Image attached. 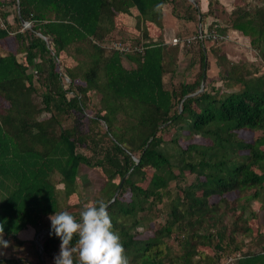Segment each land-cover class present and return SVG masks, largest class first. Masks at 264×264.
<instances>
[{
	"label": "trees",
	"instance_id": "16d2710c",
	"mask_svg": "<svg viewBox=\"0 0 264 264\" xmlns=\"http://www.w3.org/2000/svg\"><path fill=\"white\" fill-rule=\"evenodd\" d=\"M12 2L11 11L0 0V42H16L0 54V224L3 240L17 246L25 245L21 231L33 236L27 260L0 264H54L61 241L50 234L49 216L69 210L80 164L104 178L90 202L107 205L129 264H264V245L251 251L242 239L253 230L250 202L264 208V74L246 79L229 68L227 77L243 85L237 91L202 83L207 51L228 28L264 58V5L234 0L227 9L208 0L202 11L200 0ZM131 8L140 31L123 26ZM163 8L192 23L191 35L214 30L218 38L186 43L179 33L177 43L166 42L151 31L162 27ZM64 52L76 58V71L65 63L66 73L59 71ZM179 52L190 59L183 73L195 70L191 77H176ZM90 90L100 94V109L85 115ZM76 113L87 122L78 115L70 123ZM241 130L261 135L246 141ZM86 203L69 212L79 220ZM229 213L236 216L230 225Z\"/></svg>",
	"mask_w": 264,
	"mask_h": 264
},
{
	"label": "rangeland",
	"instance_id": "374dc122",
	"mask_svg": "<svg viewBox=\"0 0 264 264\" xmlns=\"http://www.w3.org/2000/svg\"><path fill=\"white\" fill-rule=\"evenodd\" d=\"M9 4L7 5V8L11 11L13 10V2L12 0H8ZM259 2L264 5V0H258ZM224 2H230L231 4L228 6V9H230L232 6V2L236 4L237 2H234V0H224ZM215 5V3H214ZM226 5V4H225ZM167 14H169L166 11ZM135 15H138L136 9L131 8L130 11L127 13V17L125 18V21L123 22V26H125L127 23L131 22V25H128V28L130 30L134 31H140L139 27L137 29V26L139 25V22L136 21ZM170 15V14H169ZM11 16V15H10ZM131 17V18H130ZM152 33L156 32V28L151 30ZM248 39V38H247ZM246 39V40H247ZM249 40V39H248ZM224 40H221L219 43H217V48L215 51H211V54L209 58L207 59L206 68H204L205 73V82L207 85L210 86H218L221 87L224 92L227 91H237L242 89L243 85L240 82L233 81L234 76L227 77L226 73L229 68L235 67L234 69H237V72L235 73H241L242 76L246 79H249L250 77H254L258 73L264 74V58L261 56V53L259 55V52L257 50H252L250 47V44L243 42V45L245 47H242L238 45V47L234 44H230L229 46L225 47ZM242 44V42H239ZM209 42L206 43L208 45ZM16 47V42L13 39V37H7L5 40L0 42V54H4L8 51H14ZM261 50L264 54V46H260ZM228 51V52H226ZM248 52V53H247ZM79 58H82L81 55L78 56ZM58 64L59 71L66 73L63 63L68 64L70 67H73L76 71L77 67V60L76 58L72 57L71 55L67 54L66 52L61 53V56L58 60H56ZM190 62V59L186 58L184 61L180 62V60L177 62V69L178 74L176 75L177 78H188L191 77L195 70L191 72L183 73L186 67H188V64ZM124 64L128 66L129 64L124 60ZM239 71V72H238ZM197 74V73H196ZM196 76V75H195ZM75 82H78L77 80ZM89 94V107L86 109L85 115H93V113L100 109V94L95 90H90L87 92ZM35 96V95H34ZM37 98V97H36ZM73 118L68 119V121L71 123L72 120H78V115L81 117L82 121L85 123L87 122V119L85 116H82L83 114L76 113ZM65 122L64 124L68 123ZM103 122H99V126L101 129H104V126L102 125ZM86 125V124H85ZM83 125V127L85 126ZM240 136L245 139L246 141H251L255 137H258L261 135L260 130L256 131H249V130H241L239 132ZM246 152V151H245ZM242 151V153H245ZM55 179V177H52ZM190 179V177H188ZM77 182L78 186L75 189V191L70 195V197L67 200L68 204V211H72L75 209H72V204L80 203L85 200V202H89L94 199L95 195H98V192L104 182V178L100 175L98 170L91 169L87 167L84 164H80L78 169V176H77ZM57 189L59 190V193H61L62 184L58 183L56 185ZM229 197H232L233 194H229ZM215 198H212L211 200H214ZM249 209H252L255 216L254 218H251V216L248 217V223L251 226L252 233L247 234L248 236H243V241L245 240L246 244L251 243L250 250L251 251H258L261 249L262 245H264V208L260 205L258 201H251ZM71 207V208H70ZM237 212H239V209H236ZM249 215H251L249 213ZM233 214L231 213L226 216L225 221L227 224H231V221L235 218ZM239 224L241 225V220H238ZM246 223V222H245ZM244 224V223H243ZM151 229L147 228L145 229L143 235H149L151 234ZM33 236V235H32ZM24 237V244L23 246H17L14 244L13 240L5 241L8 242L7 247L0 246V259H5L7 257H15V256H22L27 260V251H26V239L31 237ZM241 236L239 234L236 235V239L240 238ZM35 238V237H34ZM21 239V238H20ZM23 240V239H22ZM34 258V255L32 256ZM33 260V259H32Z\"/></svg>",
	"mask_w": 264,
	"mask_h": 264
},
{
	"label": "clouds",
	"instance_id": "9594fccd",
	"mask_svg": "<svg viewBox=\"0 0 264 264\" xmlns=\"http://www.w3.org/2000/svg\"><path fill=\"white\" fill-rule=\"evenodd\" d=\"M49 220L50 234L54 233L61 241L54 264H129L120 236L113 230L107 205L102 200L84 204L79 220L69 211L55 212ZM3 231L0 224V246L7 247L8 242L2 238Z\"/></svg>",
	"mask_w": 264,
	"mask_h": 264
},
{
	"label": "crops",
	"instance_id": "0c3cea01",
	"mask_svg": "<svg viewBox=\"0 0 264 264\" xmlns=\"http://www.w3.org/2000/svg\"><path fill=\"white\" fill-rule=\"evenodd\" d=\"M221 2V4H223L224 6H226V8L228 9V6L231 4L230 2H224V0H219ZM226 4V5H225ZM208 8V0H200V9L202 11L207 10ZM166 11L170 14L169 10L166 8L162 9V19H161V28L159 30H156V33L161 32L162 33V37L163 39L168 42L171 40L172 37L177 36V34L181 33L182 35H191L192 30H193V25L192 23H185L182 21H178L174 16H172L171 14H167ZM213 18V16L208 15L205 17V20L207 21H211ZM219 25H223L222 20H218ZM227 36L225 38V40L223 42H225V47L229 46L230 44H234L238 47V45L245 47V45H243V42H246L247 44L249 43V40L243 35V33L239 30H234V29H227V32L225 33ZM247 39V40H246ZM239 42H242V44H240ZM211 43H209L208 45H205V47L207 48V50L209 49ZM228 52V51H226ZM248 53V52H247ZM211 52L210 50L207 51V59L209 58ZM182 53L179 52L178 53V59L180 60V62L184 61V59L182 58ZM186 57V56H185ZM206 59V61H208ZM178 60V61H179ZM33 235V231L31 229H25L23 231H21L19 233V238L25 240L24 237H30ZM32 238V237H31ZM30 239V238H28ZM27 240V239H26Z\"/></svg>",
	"mask_w": 264,
	"mask_h": 264
},
{
	"label": "built area",
	"instance_id": "2783aa9c",
	"mask_svg": "<svg viewBox=\"0 0 264 264\" xmlns=\"http://www.w3.org/2000/svg\"><path fill=\"white\" fill-rule=\"evenodd\" d=\"M0 25H1V27H3V24L0 22ZM28 25V23L27 22H25L24 24H23V27H26ZM215 26V25H214ZM217 26V25H216ZM203 37H208V38H210L212 41H214V40H216L217 38H218V35L216 34V32L214 31V30H211L210 32H202V31H200V29H198V33L196 34V35H188L186 38H185V42L186 43H190L191 42V40H193V39H195V38H199V39H201V38H203ZM179 41V37L178 36H174V37H172L171 38V42L172 43H177ZM112 47H114L115 49H118V50H120V51H122V50H128L129 49V47H127V46H124V45H122V44H120L119 42H117V41H113L112 42ZM138 47V49L140 48L139 46H137ZM65 80H66V78H64Z\"/></svg>",
	"mask_w": 264,
	"mask_h": 264
},
{
	"label": "water",
	"instance_id": "95a60500",
	"mask_svg": "<svg viewBox=\"0 0 264 264\" xmlns=\"http://www.w3.org/2000/svg\"><path fill=\"white\" fill-rule=\"evenodd\" d=\"M204 80H205V77L203 76L202 77V83H204ZM117 194V191L114 193V197H115V195ZM113 200V199H112Z\"/></svg>",
	"mask_w": 264,
	"mask_h": 264
}]
</instances>
